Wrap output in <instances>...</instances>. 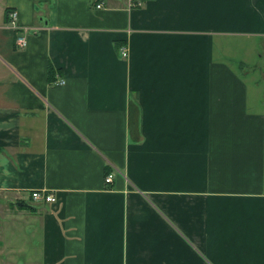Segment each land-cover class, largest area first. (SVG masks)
Segmentation results:
<instances>
[{"label":"crops","instance_id":"0c3cea01","mask_svg":"<svg viewBox=\"0 0 264 264\" xmlns=\"http://www.w3.org/2000/svg\"><path fill=\"white\" fill-rule=\"evenodd\" d=\"M0 264H264V0H0Z\"/></svg>","mask_w":264,"mask_h":264},{"label":"built area","instance_id":"2783aa9c","mask_svg":"<svg viewBox=\"0 0 264 264\" xmlns=\"http://www.w3.org/2000/svg\"><path fill=\"white\" fill-rule=\"evenodd\" d=\"M127 1V6L129 9H132V8H139L142 6V4L144 3L145 0H126ZM102 7V3H98L96 5V9H100ZM7 17H8V22L9 24L12 26V28L14 29H17V24H16V20H17V13L14 12V11H10L7 13ZM16 46L18 48H24L25 47V38L22 37V36H18L17 39H16ZM128 50L127 48H121L120 49V56L121 58L123 59H127L128 58ZM56 85H63L64 84V81L63 80H59L57 83H55ZM114 179V175L112 173L108 174L106 177H105V180L104 182L106 184H111L112 181ZM30 198H31V201L33 203H48V204H53L55 203L57 200H56V197L53 193H48V192H44V191H35V192H32L30 194Z\"/></svg>","mask_w":264,"mask_h":264},{"label":"trees","instance_id":"16d2710c","mask_svg":"<svg viewBox=\"0 0 264 264\" xmlns=\"http://www.w3.org/2000/svg\"><path fill=\"white\" fill-rule=\"evenodd\" d=\"M52 75V70L49 69V77Z\"/></svg>","mask_w":264,"mask_h":264},{"label":"water","instance_id":"95a60500","mask_svg":"<svg viewBox=\"0 0 264 264\" xmlns=\"http://www.w3.org/2000/svg\"><path fill=\"white\" fill-rule=\"evenodd\" d=\"M20 206H23L22 204H20Z\"/></svg>","mask_w":264,"mask_h":264}]
</instances>
